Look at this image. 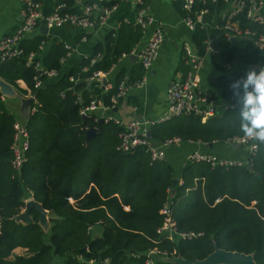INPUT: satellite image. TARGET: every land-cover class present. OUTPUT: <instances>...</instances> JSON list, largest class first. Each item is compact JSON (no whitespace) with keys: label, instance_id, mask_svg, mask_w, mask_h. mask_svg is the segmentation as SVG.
I'll use <instances>...</instances> for the list:
<instances>
[{"label":"trees","instance_id":"trees-1","mask_svg":"<svg viewBox=\"0 0 264 264\" xmlns=\"http://www.w3.org/2000/svg\"><path fill=\"white\" fill-rule=\"evenodd\" d=\"M41 1L45 14L61 5L67 12L79 13L78 0ZM178 2L184 10L183 0ZM101 4L111 7L118 0ZM229 6L225 0H193L190 10L182 11L183 17L194 21L197 52L203 53L207 42L216 48L211 59L217 70L232 61L264 66V49L255 48L251 38L237 39L234 44L228 40L223 26L234 11L232 23L237 29L257 34L261 30L247 17L246 8L232 9L222 17ZM143 7L147 9L148 0H143ZM200 12H204L202 23L196 21ZM143 32L138 25L121 22L117 35L108 34L103 44L81 60L79 68L66 73L62 60L70 49L63 43H51L48 36L38 32L19 42L20 56L0 63V78L21 95L35 99L30 120L24 123L29 135L27 162L14 170L13 125L22 119L0 94V264H86L89 260L103 264L106 259L110 264H144L142 255L151 248L175 250L193 262L211 254L215 246L254 254L255 263L264 264V144L258 142L251 170L247 166L211 168L187 163L175 195L169 198L176 177L167 161H152L142 148L132 154L118 152L119 126L100 123L92 114L80 115L93 100L109 105L121 81L131 85L141 77V69L130 79L120 73L105 93L99 83L89 80L95 72H109L123 55L135 51ZM31 57H35L33 61ZM49 71L59 72L55 81H49L45 74ZM72 77L76 81H71ZM214 79L211 76L209 80L222 90L225 99H231L233 108L207 119L181 116L156 125L151 128L154 142L177 138L181 143L212 144L243 136L238 128L243 105L237 102L232 88L241 76L219 78L218 84ZM19 80L27 89L18 86ZM37 80L42 82L39 87L35 86ZM90 128H97L98 133L87 143ZM69 198L74 199L73 204ZM29 199L49 213L47 232L37 224L39 214L34 209L30 211L33 224L12 221ZM168 199L173 202L179 231L199 232L202 237L172 242L157 236L163 221L159 210ZM17 247L26 249V254L11 259Z\"/></svg>","mask_w":264,"mask_h":264},{"label":"built area","instance_id":"built-area-1","mask_svg":"<svg viewBox=\"0 0 264 264\" xmlns=\"http://www.w3.org/2000/svg\"><path fill=\"white\" fill-rule=\"evenodd\" d=\"M105 0H98V3L90 2L85 3L79 8V13H70L64 11V6H56L52 12L45 14L43 12V4L41 0H22V21L20 25L10 34L0 39V63L8 59L18 57L22 54V50L19 47V42L28 38L34 32H36L40 25L47 27H60L63 25H70L73 27H79L83 29L90 28L99 24H104L111 14L116 10L117 5L111 7L103 6L101 3ZM232 2L234 0H226ZM136 2V25H138L143 31L146 27L154 23V19L148 15L147 9L143 7V0H135ZM193 0H183V7L185 10H190ZM263 6L262 0H240L238 6L235 8L237 11H241L246 8V14L249 19L254 23L261 26L260 32L257 34L253 30L247 29L241 31L235 27L232 23V19L236 11L230 13L227 17V21L223 26L226 31L227 38L229 40L234 38H251L253 44L257 49L264 48V16L259 12ZM204 12H200L196 17V21L203 22ZM185 24L194 29V21L189 17H184ZM163 42V23L157 22L155 29L146 44V47L138 52L133 51L136 56L138 64L141 66L144 74L139 80H136L131 85H127L124 81H121L116 86V91L111 97L109 105H104L102 100H93L87 106L80 110L82 117L90 116L96 109L102 107L106 111L113 110L118 101L127 95V92L131 87H142L146 82L145 73L155 62L159 55L160 46ZM211 46L209 42L206 43L205 52L209 53ZM183 61L187 65L188 70L182 79H177L171 82L167 88L166 98L168 108L166 114L156 120H138L133 119L130 121H122L111 116L104 118L105 123H112L119 126L122 130L118 135V144L116 150L124 154H132L137 149H144V151L150 156L152 161H166L165 147L172 144L181 143L177 138L166 140L163 143H156L152 139L148 138L147 133L151 131V128L163 124L175 117L181 116H194L207 119L217 112L215 106L209 102V96L203 94L199 90L197 74L202 65L201 57L194 54L191 47L188 44H184L182 47ZM65 59L62 60V63ZM37 67L40 66L37 64ZM85 70V69H84ZM48 78H52L57 75L56 71L45 72ZM108 72H95L93 76L89 78L90 81L98 82L101 77H106ZM71 81H76V78L72 77ZM42 85V82L37 80L36 87ZM111 89V88H110ZM32 97V96H30ZM33 109H31L32 113ZM14 138L11 145V151L13 159L11 162L14 170H20L22 166L27 162V152L29 150V135L25 129V126L21 121L17 120L13 125ZM258 142L255 140L246 139L244 136H237L231 138L226 143H236L241 147H245L248 150V159L246 163H251L252 157L255 155L258 149ZM189 162L193 164H207L211 168L221 167H241L246 163L237 162L235 160L222 158L219 156H213L209 154H202L200 152H193L189 156ZM159 213L163 217L161 225L157 228L156 233L162 239L169 241H193L203 236L199 232H181L177 228L176 222L173 217V202L168 199L165 201ZM100 224V223H99ZM160 238L158 240H160ZM177 256L175 250H160L158 248L148 249L143 255L144 264H168L164 260L166 258H173ZM133 258H140L137 254H131ZM81 259V258H80ZM95 261L89 260V264H94ZM103 264H110L109 260H105Z\"/></svg>","mask_w":264,"mask_h":264},{"label":"crops","instance_id":"crops-1","mask_svg":"<svg viewBox=\"0 0 264 264\" xmlns=\"http://www.w3.org/2000/svg\"><path fill=\"white\" fill-rule=\"evenodd\" d=\"M84 1L87 0H78L76 2L78 9L83 4L87 3ZM178 1L179 0H148L147 13L154 19V23L148 25L144 30L141 39L135 47V52L141 51L146 47L155 29L156 23L162 22L163 42L160 46L159 55L148 72L145 73L146 82L142 87H131L127 95L118 101L113 110L106 111L100 107L92 113V115H95L99 120L105 122L104 118L107 116L125 122L133 119L156 120L163 117L168 108L166 98L167 88L172 81L182 79L188 70L187 65L183 61L182 47L184 44H188L192 52L202 59V65L197 74L199 90L203 94L209 96V102L217 109V112L214 114L232 109L233 105L231 99H225L222 96V90L217 85L210 82L209 79L211 76L215 77L214 83L218 84L219 78L229 77L231 75H239L241 78H246V72L249 69L255 68L259 71V68L262 67L260 63L251 65L240 61H232L225 64L221 70H217L212 63L211 53L218 50L215 48V51L211 50L209 53L205 51L203 53L197 52L193 42L194 30L185 24L182 13L185 9L183 10ZM235 1L236 0L228 2L230 6L221 14L222 17H224L228 11L232 10V4ZM262 1L263 6L259 14L264 16V0ZM92 2L98 3V0H92ZM22 10V0H0V39L10 35L20 25L22 21ZM63 10L67 11V8L64 6ZM214 17L216 18L217 14H215ZM135 19V0H118L116 10L104 24L92 26L87 29L70 25L51 27L48 29V33L45 36L50 38L51 43H63L70 49V53L62 64V71L66 73L73 68H79L81 60L89 55L96 45L103 44L108 34L115 33L117 35L121 22L136 25ZM37 32L40 33L39 29L30 36L32 37L37 34ZM237 39L240 38L231 39V42L234 41L235 43L238 41ZM241 39L249 40L250 38L241 37ZM45 51L46 49L44 46L41 57L44 56ZM34 58L35 57H31V61H33ZM140 69L137 58L133 52L128 55H123L117 63L113 65L105 77L107 83L104 88H102L99 82V89L105 93L114 86V81L120 73L125 75V78L130 79L131 76L135 75V71L140 72ZM143 74L144 72L141 69V77ZM58 76L59 72H57L56 76L48 79L50 82L55 81ZM17 83L20 88L24 90L27 89L23 81L19 80ZM27 96L30 97V95ZM164 151L166 161L172 167L176 177L175 179H177L176 186L180 184L179 180L182 169L187 163H190V154L195 151L202 154L235 160L241 163H246L248 159L247 148H233L226 142L212 143L211 147L202 143H177L166 146ZM185 193H187V190ZM68 200L71 204L74 203V199L69 198ZM124 210L127 211L128 207H124ZM25 254L26 249L17 247L12 251L10 258L12 259L14 256ZM86 264H89V261H87ZM94 264L98 263L94 262Z\"/></svg>","mask_w":264,"mask_h":264},{"label":"water","instance_id":"water-1","mask_svg":"<svg viewBox=\"0 0 264 264\" xmlns=\"http://www.w3.org/2000/svg\"><path fill=\"white\" fill-rule=\"evenodd\" d=\"M239 1L240 0H236L235 2H233L232 9H235L238 6ZM39 31L41 35H46L48 33V28L43 25H40ZM231 43H234V41H232ZM211 50L215 51V49L212 47ZM98 82H100L102 88H104V86L107 83V79L105 77H101L98 79ZM0 94L2 95L3 98L7 100L9 106L15 108L18 111V114L22 119L23 125L24 123L27 124L31 116V104L35 103V99L33 97L21 95L13 86L8 84L1 78H0ZM101 122L102 120H100V123ZM97 133H98L97 128L88 129L86 131V142L87 143L91 142L96 137ZM147 135L149 139H152L151 131H149ZM207 145L209 147L212 146V144H207ZM230 145L233 148L241 147L239 144L236 143H231ZM246 166L249 170H251V166L249 165V163H246ZM255 176L256 178L261 179V176L259 174H256ZM176 184H177V179H173L172 188L170 191V197H173L175 195ZM32 209L36 210L39 214L37 224L44 232H47L50 226L49 221L51 218L48 216L47 211H45L42 208V206L33 199H29L25 201V206L23 210L19 214L13 216L11 218L12 221L22 224L24 226L33 224L34 220L30 215V211ZM165 262L169 264H256L254 260V254L225 251L217 248L216 246L214 247V251L211 254L207 255L202 260H196L192 262L182 258L180 255H177L176 257L173 258H166Z\"/></svg>","mask_w":264,"mask_h":264},{"label":"clouds","instance_id":"clouds-1","mask_svg":"<svg viewBox=\"0 0 264 264\" xmlns=\"http://www.w3.org/2000/svg\"><path fill=\"white\" fill-rule=\"evenodd\" d=\"M232 88L237 102L242 103L239 131L249 140L264 144V66L246 72V78L237 80ZM242 91V100L239 99Z\"/></svg>","mask_w":264,"mask_h":264},{"label":"rangeland","instance_id":"rangeland-1","mask_svg":"<svg viewBox=\"0 0 264 264\" xmlns=\"http://www.w3.org/2000/svg\"><path fill=\"white\" fill-rule=\"evenodd\" d=\"M10 108L12 109L13 113H15V114L18 113V111L15 108H12V107H10Z\"/></svg>","mask_w":264,"mask_h":264}]
</instances>
